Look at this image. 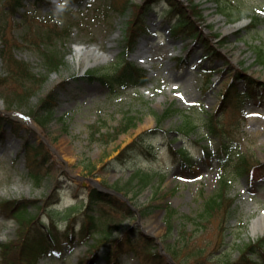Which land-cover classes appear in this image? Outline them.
Segmentation results:
<instances>
[{
  "label": "rangeland",
  "instance_id": "obj_1",
  "mask_svg": "<svg viewBox=\"0 0 264 264\" xmlns=\"http://www.w3.org/2000/svg\"><path fill=\"white\" fill-rule=\"evenodd\" d=\"M86 1H88L86 8L77 12H68L65 16L61 15L60 9L63 0H50V5L46 6L45 11L41 10L37 14L36 20H24L19 26L15 24L16 27L12 32L15 33L16 30L17 35L29 34L31 36L37 29H40V32L48 30L58 22L44 18L45 12L51 8L50 10L56 14L54 19L56 17L65 22H61L62 27L70 22L72 32L65 39V43L59 39L60 48L63 53L66 50L65 54L68 58L65 68L58 74V77L54 72L49 74L48 80L40 90L18 110L21 112L31 111L26 107L37 105L42 97H46L55 87L63 84L65 78L68 77L69 81L61 88V100L56 108V119L44 128L36 130L30 128L27 132L23 127L17 130L21 134L27 133L28 137L37 143L43 140L41 137L43 135L54 149L48 155L49 164L40 163L42 166L46 164L44 167H51L47 181L49 185L33 187L27 179H24L22 172L25 165L22 151L18 158L11 161V157L23 149L24 140L7 131L6 140H0V198L40 197L44 189L48 192L54 190L59 195V203L56 206L65 207L69 203L78 201L81 197L80 192L84 191L81 181L75 182L73 185L69 183V172H77L86 176L94 175L105 185L123 184V191L126 193L128 201L136 208L120 225L121 235L129 229L134 232L130 234L131 241L128 242L133 248L131 249L133 252L129 253L131 258L126 257V264H154L142 249L146 237L135 232L150 235L153 237L154 245L163 246L161 238L167 231L163 219L166 207L176 210L173 216V236L166 238V241H171L174 235L184 227L188 231H196V216L200 214L203 199L217 192L221 187L218 163L213 157L196 158L190 168H183L180 164L171 163L165 154L166 139L171 138L175 147L188 142L187 138L173 140L177 135L175 126L184 117L174 115L160 122L159 114H162L171 104L185 109L194 108L192 110L196 111L201 109V104L204 103L208 109L218 111L222 100L221 90L226 88V83L234 78L233 65L244 66L250 74L264 80V66L255 62V51L249 47L250 42L261 43L264 46V19L259 20L258 31H252L251 34L248 31L249 26L226 31L224 19L217 17L212 0H195L200 2V7L205 13L204 23L210 25L207 26V30L220 32L221 36L227 37L222 47L231 60L227 63L218 60L210 64L213 66V71L207 73L201 70L206 67L207 63L201 60L200 46L190 48L191 45L187 47L184 43L188 39L181 41L175 39L168 33L170 25L168 21L163 16L157 17L156 11L153 10L146 18V23L151 25V31L143 33L139 38L136 50L128 54L131 60L138 61L142 65L144 63L139 59L146 58L151 76L155 78L153 83L146 86L141 93L119 89L120 87L116 88V91L110 92L107 86L99 82L91 83L85 79L76 80L73 74L74 72L82 74L88 59L90 62L88 69L105 70L109 64L118 62L120 54L126 48L122 40L130 12L128 7L125 8V11L118 8L121 7V4H129L133 0ZM237 1L241 6L249 4L252 9L264 11V0ZM1 6L4 4L0 1ZM11 16V14L6 15L13 23ZM51 16L52 14H46L47 18H51ZM253 33L255 35L252 36ZM214 40L216 41L218 38ZM77 46L87 49L96 46L100 51L107 53V58L99 56L95 58L85 52L77 54L75 49ZM21 47L23 49L17 52L18 58L21 57L29 61L36 71L43 70L38 48L28 39L21 41ZM179 57L184 59L180 60ZM5 67L6 63L3 64V68ZM13 67L14 63L11 68ZM110 68L112 70L117 67L111 65ZM14 71L18 73L17 69ZM239 83L242 86V82ZM18 88L22 91L21 86L17 87L15 79L11 78L5 81L1 85L3 97L6 99L8 95L10 98L15 97ZM1 96L0 94V99H2ZM14 107L12 106V108ZM126 113L137 115L136 126L120 134L109 143L91 139L92 128L90 125L100 122L104 125L102 131L105 132L106 129L115 126ZM220 117L224 133L243 147L247 153H255V156L261 160L264 169V90L259 89L256 96L247 99L240 111L228 108L220 113ZM9 124L11 123L9 122ZM200 129L203 130L204 127ZM12 130L14 131V129ZM147 132L148 134L145 135ZM203 135L209 136L206 132ZM144 139L148 142L147 145L150 146V149L138 148L139 145H136L133 146L129 156L120 155V152L127 146L136 141L143 142ZM203 142L208 143V139H204ZM217 143L212 140L211 146H216ZM43 154L45 153L42 151L38 158L42 160ZM116 157L117 162L108 165ZM234 157L235 154H233ZM83 164L91 165L92 173L87 168L83 169ZM132 167L151 169L154 172L164 171L166 175L163 181L157 182V177H155L152 178L150 185L141 188L136 185L137 178L133 177V179L127 180L132 178ZM247 179L244 176L235 178L232 175L231 184L228 187V193L235 197V207L234 211L230 212V216L223 217L222 224L227 221L230 225L227 237L228 248L232 254H236L234 247L243 240L257 238L261 235L252 232L251 224L253 219L264 213V171L256 169L253 172L254 180H249L251 183ZM74 195L78 198H74ZM54 203L56 202L54 201ZM100 206L105 207L106 204L100 202ZM44 213L45 210H42L40 215H44ZM5 217L0 208V241L12 236L14 226H16L14 220H8L9 218ZM45 219L49 223L51 218ZM84 220L85 216L81 212V216L75 224L78 226L79 222L81 224ZM218 222H220L219 219L216 224ZM62 223L66 224V222ZM217 231V227L210 225L208 234L201 231H198V234L201 236L206 234L204 242H207L208 238ZM200 237H197L198 241L201 240ZM84 248L82 245H75L60 258L51 261L46 259L43 260V263L75 264L77 255ZM94 264L102 263L98 259Z\"/></svg>",
  "mask_w": 264,
  "mask_h": 264
},
{
  "label": "trees",
  "instance_id": "obj_2",
  "mask_svg": "<svg viewBox=\"0 0 264 264\" xmlns=\"http://www.w3.org/2000/svg\"><path fill=\"white\" fill-rule=\"evenodd\" d=\"M21 1L22 0H16L15 4H21ZM169 2L171 3L172 8H176L177 14L180 16V20L178 23L180 25H178V28H180L181 31L186 35H193L195 38L203 40L206 44L205 50L208 51L206 52V54L209 57L211 56L212 58H224V55L215 47H213L210 42H207L208 39L204 35H202V30L198 25L199 18H201L202 14L197 10V8L195 7L196 5L192 3V10L190 13L186 10L185 7H183V4L180 0H169ZM140 7L141 6L139 4L133 5V12H137L139 9L141 10ZM125 8H127V4L125 5ZM222 8L225 10V7L221 6V10ZM225 14L227 20L230 21L242 16L243 14H245V12L239 10L238 13H236L233 10H230L225 12ZM258 19L259 17L255 16V21ZM132 21L133 18L129 19L128 21L130 30V26L133 25ZM7 47L8 46L5 44L0 49V52L1 54H3V56H8L7 54L9 52L7 50ZM259 54L260 56L257 58V60L261 63H264V51L261 49ZM44 57L47 61V65L49 66V68H58L59 64L62 62V58H59L58 64V62L54 59L52 53L50 52H45ZM6 63L9 64L8 67L10 72L12 63H14L12 56L6 60ZM22 63L26 65H23V68L22 66H20V61H18V59L15 60L14 67L12 69H17L18 73H15V71L12 70V73H9V76H2V74H0V82L3 83L13 78L17 81V87H22V91H20L19 88L17 89V95H15V97L10 98L9 95L7 96L8 102L11 105L15 106H22L24 103L28 102L33 93L36 92V89L38 87V85L36 84L38 82H41L40 84H42V82L47 79L46 74L39 75L31 69L27 68L26 62ZM91 76L98 77L96 72L92 73ZM99 78L106 83L109 82L110 84H112L114 81H116L120 85L127 86H138L147 81L145 70L136 68L134 65H131V63L125 68H122L119 73H115L113 75L109 74V72H105L101 74ZM250 84H252V87L255 86L253 80L250 81ZM246 89L247 90L245 92H237L236 95L233 90L231 91L229 100L232 106H240V104L243 102V98L251 94L252 89ZM56 98L57 96L51 94L47 98L42 100V104L38 111V113L42 116V118L40 119L41 122H47L54 117L53 115L55 112L54 106L56 105ZM13 99H16L17 101ZM175 112L182 113V116L184 117L181 118V120L177 124V129L181 134L187 137L197 132L198 126L194 123V120L188 118L189 116L186 111H181L178 108H169L161 116L160 120L162 121V119L173 115V113ZM135 117L136 116L134 115L125 116V118L120 122V125L114 128V132L108 134V136L110 137H108L107 140L109 141L110 139L115 138L116 135H118L119 133L125 132L130 127L136 125ZM205 120L210 123L208 126V131L210 133H216L215 127L212 125L213 123L211 122V120ZM2 126L1 129H3ZM224 145H226L227 147L223 146L221 147L223 149L219 148V157L221 158V160H227L228 162L232 161L233 157L231 156L233 155V153H236V157L234 160V165H236L235 168L237 170L236 172L238 174L249 173V168L252 165L251 161L246 155H244L243 152L238 150L239 146H234L229 143H226ZM203 148L207 151L206 145H204ZM172 152L175 156L180 155L184 158L190 156L186 145H183L180 149L173 150ZM86 167H88V165H85V168ZM138 174H141L139 170L135 171L133 175ZM27 176L34 185H39L41 183V180L43 179L44 171L35 170L34 168H28ZM147 182L148 177L145 172L140 179V184L143 185ZM223 184L227 185L228 181L224 180ZM101 201L106 204L105 207L100 206ZM231 202V198L225 195L224 190L209 196L205 200V205L203 210L201 211V214L198 216L197 224L201 226V229H206L208 224L213 219L217 218L220 215L222 217V214L226 210L228 211L231 208ZM4 203H6L7 211L15 216L19 224V228L17 230V238L3 242L0 245L3 264H35V259L37 257L39 258L41 256L51 255L52 252L54 254H59L61 251H63L64 244L67 242L68 239L70 240L68 241L70 243H72L73 241L85 242L87 241V238L89 236H92L94 241V243L90 244V252L92 254H95L97 246L102 242L105 243L113 239L115 235L114 230L119 228V225L123 221V219L132 212L128 205H126L123 201L118 200L114 196L106 195L104 193L94 190L91 193V198L88 204H83L85 207L82 209V214H84L85 220L83 221L81 227L83 232L81 233L80 238V235H77V233H75L73 229H69V232L65 234L60 233L58 230H56L55 227H52L50 229L48 228L47 230L44 229L43 220L37 222V216L39 213L38 209L40 206H42V204L39 203V199L35 201L22 198L8 199ZM29 204H32L34 207H32V209H29ZM76 206L77 205H73L68 210L55 209L54 216L56 218H60V216L61 218H64L65 216L70 217L73 213L71 212L72 209H74ZM171 212H168V218L171 217ZM218 213L222 214L219 215ZM220 226V231L218 233V241H220V243H214V249H216V247L219 248L221 246H224V244L228 243L226 233L228 226H223L222 223L220 224ZM175 241L176 242L168 245V250L171 252L175 260L181 264H264V238L258 239L254 242L245 241L242 244L240 243L239 247L241 245L242 246L240 247L241 256L239 259H233L230 256L229 251L227 250L223 251L221 254H216L214 255V257H212L209 252L207 254L206 246L200 245L197 238L194 237L193 234H188L185 230H181L178 239ZM146 243L148 244V240H146ZM114 246L119 248L118 243H115ZM144 248L154 256V260L156 259L159 264L163 259H166V257L159 255L156 250L147 247V245H145ZM114 252L117 253L116 250H114ZM110 253V249L107 248L105 256L109 257ZM81 260L84 261V263L90 261V259L87 257H82ZM118 264L121 263L119 262Z\"/></svg>",
  "mask_w": 264,
  "mask_h": 264
},
{
  "label": "bare ground",
  "instance_id": "obj_3",
  "mask_svg": "<svg viewBox=\"0 0 264 264\" xmlns=\"http://www.w3.org/2000/svg\"><path fill=\"white\" fill-rule=\"evenodd\" d=\"M81 51H83V49L80 48L79 51H78V53H80ZM84 52L87 53L88 55L90 53L87 50H84ZM97 56L98 55H94L95 58H97ZM99 57L105 58L106 57V54L105 53H102L101 55H99ZM251 230L255 234H258L260 232L261 233L264 232V214H262L259 217L253 219L252 224H251Z\"/></svg>",
  "mask_w": 264,
  "mask_h": 264
}]
</instances>
